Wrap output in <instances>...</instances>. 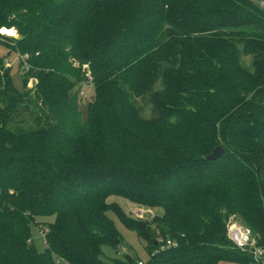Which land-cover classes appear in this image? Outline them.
<instances>
[{
  "label": "trees",
  "instance_id": "1",
  "mask_svg": "<svg viewBox=\"0 0 264 264\" xmlns=\"http://www.w3.org/2000/svg\"><path fill=\"white\" fill-rule=\"evenodd\" d=\"M1 27L22 36L0 34L26 70L17 89L0 55V264H107L101 246L121 239L108 211L144 241L143 264H253L226 222L264 244V7L0 0ZM112 195L158 213L129 217Z\"/></svg>",
  "mask_w": 264,
  "mask_h": 264
},
{
  "label": "rangeland",
  "instance_id": "2",
  "mask_svg": "<svg viewBox=\"0 0 264 264\" xmlns=\"http://www.w3.org/2000/svg\"><path fill=\"white\" fill-rule=\"evenodd\" d=\"M258 5L260 0H254ZM3 28V27H1ZM0 28V29H1ZM6 28V27H4ZM13 30V34H6L3 33L0 30V34L6 36V37H15L17 34V30L14 27L7 28ZM4 37L0 36V55L3 57V64L5 66H10V76L12 79V82L14 86L17 89L22 88V77L21 74L24 72L25 65L20 61L19 62V55L16 51V49H12L11 44H9ZM244 63L248 64L249 63V57L246 56L244 57ZM86 69V66L82 67V70L84 71ZM87 75H88V70ZM27 82H26V88L30 89V98L33 95L32 89L34 86V78L32 77L31 74H27ZM81 90L79 91V98H80V110L82 113V118L84 119L86 116V103L92 99L93 96V88L92 85L87 81H83L81 84ZM140 103V100H139ZM26 114V113H24ZM18 116H23V112L19 113ZM108 202H115L117 205H119L124 212L132 218H137L134 214V209L141 207V206H136L134 203L120 197V196H115L112 195L108 197L107 199ZM149 209L148 212L145 213L143 218H137V219H144V220H150L152 215L158 213L157 209ZM107 215L111 218L113 221L115 227L121 234V239L115 248L110 246L109 244H103L101 246V258L102 260L107 263V264H115L117 261H122L124 259V254L130 255L134 259V264L137 263L138 261H141L142 263H145L148 260V254L146 250L144 249V241L140 239L136 233L127 228L121 220L112 212L108 211ZM39 221H50L52 219L51 216H44V217H38L37 218ZM41 227L43 228V225L40 226H35L32 228V239L37 240L41 236ZM58 264H67L64 260L58 259ZM219 264H245L241 262H236V261H221Z\"/></svg>",
  "mask_w": 264,
  "mask_h": 264
},
{
  "label": "built area",
  "instance_id": "3",
  "mask_svg": "<svg viewBox=\"0 0 264 264\" xmlns=\"http://www.w3.org/2000/svg\"><path fill=\"white\" fill-rule=\"evenodd\" d=\"M259 4L261 7H264V0H260ZM87 79L91 84L90 77L88 75ZM148 211L149 209L147 208L138 207L134 209V214L137 218H143L145 213ZM42 234L43 232L41 231V236ZM226 235L231 244L236 249L251 256L253 264H264V244L257 243L250 229L239 222L233 215L230 216L226 222ZM172 244L173 243L170 240H166V242L163 243L160 248L162 249ZM137 264L143 263L141 261H138Z\"/></svg>",
  "mask_w": 264,
  "mask_h": 264
},
{
  "label": "water",
  "instance_id": "4",
  "mask_svg": "<svg viewBox=\"0 0 264 264\" xmlns=\"http://www.w3.org/2000/svg\"><path fill=\"white\" fill-rule=\"evenodd\" d=\"M17 39H21L22 36L16 34ZM224 150L220 145H216L207 155L203 156L204 160H215L223 154Z\"/></svg>",
  "mask_w": 264,
  "mask_h": 264
},
{
  "label": "bare ground",
  "instance_id": "5",
  "mask_svg": "<svg viewBox=\"0 0 264 264\" xmlns=\"http://www.w3.org/2000/svg\"><path fill=\"white\" fill-rule=\"evenodd\" d=\"M0 30H1L3 33H6V34H13V30H11V29L1 28Z\"/></svg>",
  "mask_w": 264,
  "mask_h": 264
}]
</instances>
